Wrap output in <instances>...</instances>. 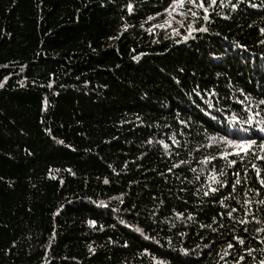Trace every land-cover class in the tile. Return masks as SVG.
<instances>
[{
  "label": "trees",
  "instance_id": "trees-1",
  "mask_svg": "<svg viewBox=\"0 0 264 264\" xmlns=\"http://www.w3.org/2000/svg\"><path fill=\"white\" fill-rule=\"evenodd\" d=\"M169 2L0 0V65H7L0 67V264H224L217 253L227 242L234 245L229 252L246 257L241 264H253L252 257L259 264L264 258V231H255L264 229V205L257 203L264 199V189L251 167L258 165L264 176V161L251 157L245 162L247 173L240 161L226 168L229 184L215 194L219 198L232 190L234 170L247 177L246 185L242 181L237 186L240 203L228 201L237 209L233 217L250 221L247 233L245 225L227 216L224 228L218 227L217 217L214 233L199 224L184 227L173 215L193 212L208 224L223 211L192 195L201 183L205 188L211 183L206 173L200 174L199 160L218 149L191 155L189 149L205 142L198 132L207 129L216 135L222 126L201 112L206 105L197 107L189 94L197 86L215 89L212 102L223 111H208L217 117L228 115L229 105L246 115L233 103L243 100L240 89L251 94L254 106L264 98V44L259 42L264 40L259 32L264 0H232L236 9L220 7L218 0L209 9L210 21L200 18L193 25L208 31L195 32L187 41L173 36L171 27L146 31L163 22L147 17L163 12ZM209 2L204 0L206 6ZM128 3L133 4L131 14ZM193 10L203 16L202 10ZM176 18L185 25L195 19L190 14ZM124 24L129 25L126 30ZM179 31L187 34L186 28ZM177 112L182 119L192 117L188 128L174 118ZM177 132L185 133L176 139L187 147L177 148L168 140ZM150 138L153 143H145ZM253 138L259 143L258 134ZM161 140L170 145L168 155ZM212 163L218 168L225 164L219 158ZM173 164L180 167L168 172ZM196 175L200 181L194 180ZM249 187L260 189V195L245 196ZM245 199L252 201V215L260 223L245 217ZM101 201L108 207L98 206ZM233 234L244 238V245L232 240ZM181 247L189 253L181 254ZM244 248L254 249L252 255ZM237 258L225 259L233 264Z\"/></svg>",
  "mask_w": 264,
  "mask_h": 264
},
{
  "label": "snow or ice",
  "instance_id": "snow-or-ice-1",
  "mask_svg": "<svg viewBox=\"0 0 264 264\" xmlns=\"http://www.w3.org/2000/svg\"><path fill=\"white\" fill-rule=\"evenodd\" d=\"M240 3H243L244 0H239ZM185 3H187L190 7L187 9L184 8ZM218 0H210L208 5L206 6L204 3V0H170L168 3V6L163 9V12L157 11L154 15H149L147 17V21H152L156 19V17L162 18V23H156L152 24L146 31L149 32V34L153 33V29L159 28L161 30H164L166 28H169L172 26L173 23L179 25V28H186V35H183L179 28H172V35L173 36H181L183 40L187 41L189 37H193V33L195 32H207L208 29L201 25L200 27H194V23L196 22V19L202 18L203 21L209 22L210 16H209V9L213 8L217 5ZM226 4H229L231 8L236 9L237 4L233 3L232 0H219V6L224 7ZM250 6L252 8H257L258 5L255 3H251ZM264 6V5H260ZM128 13L133 12V4L128 3L126 5ZM193 9H200L203 12V16L200 17L199 13L197 11H194ZM175 14V15H173ZM191 15V17L195 18L192 21H189L186 25L183 20L177 19L176 17H184L187 15ZM224 19H227V16L223 17ZM123 19V17H121ZM145 21V23L147 22ZM251 26V25H250ZM122 27L126 30L129 25L124 24ZM141 28L144 27V24L142 23L140 25ZM259 32L261 35H264V27L259 29ZM122 33H118L117 37L119 38V35ZM113 37H109V39H112ZM195 38V37H193ZM179 43L180 41H176ZM260 43L264 44V40H260ZM133 59H136V57H133ZM0 67H7V65H0ZM217 76H219V73H217ZM5 80H7V77H5ZM179 83V81H177ZM4 81H0V87H3ZM51 87V85H49ZM240 94L243 96V100H234V104H238L242 106V110L244 113H246L245 116L241 117L237 112L233 111L231 108V105L228 106V115H221L220 117H217L216 115H212L211 112L208 110L211 109L215 112H221L222 109L219 107H216L213 104V99H215L218 95L217 91L215 89H200L199 86L197 88H193L192 93L189 94V98L192 100L193 104H195L197 107H199L200 103H203L206 105V108H199L201 112H203L206 116H210L211 120L217 124H220L222 127L220 131L216 135H212L208 133L207 129H204L202 133L198 132L197 134L204 135L205 142L204 143H198L197 147L194 149H189V155H191L192 151L199 152L200 149H207L211 147H217V151L215 154H206L203 155L202 158L199 160V163L202 165V167L199 169L200 174H207V180L211 181V183L207 184V187H204V183H201L200 187L195 188V190L192 192L193 196H196L200 203L202 204H208L211 203L213 205L218 204L220 206V209L223 211L218 212L217 215H214L211 218V223L204 224L200 222L197 219V215L193 212H187V209L185 212L187 214L185 215L184 212H173V215L175 217L176 221H181L184 225V227H189L191 224H199L200 228H208L212 232L217 233V228H214V224H218L217 217L219 216L221 218V222L218 224L219 228H224V224L222 222V219L224 216H227L230 220L234 222V224L238 223L240 225H245L243 228V231L247 233L249 230L246 227L250 221L248 219H236L233 217V213L237 211L235 207H231V205L228 203L229 200H236V202L239 204L240 201L237 199V186L242 184V181L246 185L247 177L241 178L240 172L235 171L233 172L234 180L231 182V191L228 192L226 195H220L219 198L216 197V193H219L221 189H224L229 184V180L227 179V172L226 168H232L233 165H236L238 161L241 162V166L244 169V172L247 173L248 171V164L245 163L247 160H249L251 157H254L256 160L264 161V155H261V153H264V98H260L258 101H255V106L253 105V98L250 93H245L243 89H240ZM193 95L195 97L201 98V100L198 102L195 99H193ZM228 99H232V97H228ZM247 102V103H246ZM227 103V101H225ZM44 104L47 105V100L45 99ZM177 122L182 125L184 128H188L190 126V123L192 122V117L189 116L187 120L182 119L180 117V113L177 112L174 117ZM137 119L139 120V116H137ZM142 123V122H141ZM246 125V127H244ZM222 133V134H221ZM190 134V133H189ZM258 134L259 143L257 142L256 138H253ZM177 135H185L184 132H177L173 135L168 137V140L172 142V145L180 148V147H187V145H181L180 141L176 139ZM58 143L63 144V141H58ZM147 144H152L153 140L150 138L147 141H145ZM158 143L163 147L165 150V155L169 154L170 145L168 143H165L163 140L158 141ZM230 156H235L236 159H229ZM220 159L225 162L224 167H217L212 162ZM188 161H180V164H186ZM180 164H173L171 168L168 169V172H171L173 168L180 167ZM251 167L255 170L256 179L260 184V189H264V176L261 175L260 167L256 164H251ZM69 171H71L69 169ZM192 172H197V169L192 168ZM179 179V177H177ZM195 181L201 180V175H196L194 177ZM109 181L107 179L104 180V183L107 184ZM189 184H192L193 181H188ZM215 185V187L213 186ZM260 189H253V188H247L246 192L244 193L245 196H247L250 192H255L257 196L260 195ZM180 191H187V189L181 188ZM202 197H208V200L201 199ZM119 199V198H117ZM123 203V201H121ZM160 203H163L161 201ZM184 203L187 204L188 201L184 200ZM244 205H247L248 208L245 211L244 215L252 216V220L256 221L257 223H260L261 221L257 219L256 216L252 215L251 210V204L252 201L249 199H245L243 201ZM258 204L264 205V199H259L257 201ZM98 206L107 208L108 206L105 205L102 201L98 202ZM113 212L117 211V209H112ZM200 212H203L204 209L201 208L199 210ZM152 216H155L156 213L152 212ZM155 222V221H154ZM88 223L90 225H95V221L89 220ZM121 224H125L124 220L120 221ZM129 226V225H126ZM175 222L172 223L171 227H175ZM135 231L140 233L141 235H144L143 230L139 227L135 228ZM257 233L264 231V229L257 228L255 229ZM180 236L187 235L186 232H178L177 233ZM219 236L226 235L225 232H218ZM145 239H151L148 236L144 237ZM203 239V237H201ZM232 240L236 241L239 245H244L245 240L239 235L233 234L231 237ZM262 240H264V237H261ZM214 243V241H213ZM169 244H171V241H169ZM125 246H127L125 244ZM199 247V245L197 246ZM205 248H208V242L204 244ZM234 245L231 242H227L226 247L222 249V254L217 253L220 260L224 262V264H229V261L225 259L226 257H238L237 259L233 260V264H241L242 261L246 260V257L240 252H229L228 249H233ZM89 251H93L91 246H89ZM181 254L187 255L189 253V249L186 247H181L178 250ZM194 251V250H192ZM244 252L248 254V256L252 255V252L254 249L252 248H244ZM261 252H264V248L260 249ZM145 254H147V249H145ZM255 257H252L253 264H255ZM163 264V262H161ZM219 264V262H217ZM259 264H264V258H261L259 260Z\"/></svg>",
  "mask_w": 264,
  "mask_h": 264
},
{
  "label": "rangeland",
  "instance_id": "rangeland-1",
  "mask_svg": "<svg viewBox=\"0 0 264 264\" xmlns=\"http://www.w3.org/2000/svg\"><path fill=\"white\" fill-rule=\"evenodd\" d=\"M171 28H177V24L172 25Z\"/></svg>",
  "mask_w": 264,
  "mask_h": 264
}]
</instances>
